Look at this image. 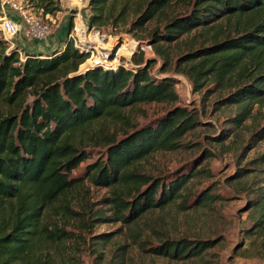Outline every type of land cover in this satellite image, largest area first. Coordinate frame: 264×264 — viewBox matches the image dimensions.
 Wrapping results in <instances>:
<instances>
[{
  "label": "trees",
  "instance_id": "obj_1",
  "mask_svg": "<svg viewBox=\"0 0 264 264\" xmlns=\"http://www.w3.org/2000/svg\"><path fill=\"white\" fill-rule=\"evenodd\" d=\"M31 1L45 15L62 11L56 0ZM173 1L90 0L89 23L104 32L106 28L118 30L132 17V27L143 28ZM189 2L190 12L169 20L163 33L156 31L150 42L171 44L185 33L227 22L229 30L222 37L182 56L178 64L187 65L182 72L196 89L208 79L235 77L238 86L223 105H241L242 112L234 120L241 125L251 105L264 101V0ZM8 44L0 40V264H54L44 247L63 245L68 237L64 229L50 226L48 217L79 187L83 179L72 173L89 159L88 152L71 141L72 134L104 118L121 119L125 109L138 105L176 103L177 83L170 77L153 78L150 69L155 61L143 56L132 59L136 68L94 67L83 74L80 68L89 56L70 40L51 54L26 53L24 61L16 48L8 52ZM199 124L192 112L175 108L156 123L123 139L109 140L107 160L89 166L88 175L93 184L112 189L111 204L119 221L130 224L180 197L186 177L166 183L133 172L131 167L158 151L179 149L181 139ZM251 164L253 171L264 172V156ZM63 209L72 213L70 206ZM255 209L263 237L264 202ZM212 248V242L181 240L167 242L151 253L187 260Z\"/></svg>",
  "mask_w": 264,
  "mask_h": 264
},
{
  "label": "rangeland",
  "instance_id": "obj_2",
  "mask_svg": "<svg viewBox=\"0 0 264 264\" xmlns=\"http://www.w3.org/2000/svg\"><path fill=\"white\" fill-rule=\"evenodd\" d=\"M9 1L12 0H2L3 4ZM14 1L23 6L29 1L32 13L43 17L36 2ZM56 1L62 10L59 16L70 18L69 33L70 26L74 25L73 10L85 15L87 11L90 17V0ZM3 8L0 5V26L4 19L21 24V19H14L15 13L9 5ZM189 9V0H174L162 15L143 28L134 29V20L130 17V23L121 25L118 30H104L111 47L103 50V54H109V63L119 62V66L134 68L132 59L135 56L154 60L150 69L152 77L173 78L179 101L128 108L122 112L121 119L104 118L72 134L71 141L79 149L86 150L89 159L72 173V177L83 179L79 187L70 191L66 200L59 202L48 217L49 225L64 229L68 237L63 245L44 247V252L54 257V264H264V235L261 236L255 209L259 202H264V172L258 168L259 171H253L254 164H251L264 156V140L261 139L264 136V101L252 104L248 116L237 125L234 120L242 112L241 105H223L238 86L236 78L208 79L196 89L193 80L182 72L187 65L178 64L182 56L222 37L229 30L228 23L219 22L208 29L185 33L171 44L155 46L151 43L156 31L163 33L169 20L185 15ZM59 24L60 20L53 30ZM67 32L58 49L64 48L69 40ZM0 40L9 42L8 52L19 50L23 60L28 52L38 54L29 48L35 40L26 38L24 32L5 39L0 30ZM142 43L152 45L147 57L142 51L137 53ZM88 55L90 58L91 54ZM175 108L192 112L199 126L181 139L179 149L158 151L132 166L131 171L162 178L166 183L184 177L188 182L174 202L125 224L119 221V214L111 204L112 189L93 184L88 167L107 160L109 140L123 139L137 129L156 123ZM195 172L198 173L191 177ZM210 196L212 199H208ZM64 206H70L72 213L65 212ZM181 240L212 242L213 248L200 257L187 260L151 253L167 242Z\"/></svg>",
  "mask_w": 264,
  "mask_h": 264
},
{
  "label": "built area",
  "instance_id": "obj_3",
  "mask_svg": "<svg viewBox=\"0 0 264 264\" xmlns=\"http://www.w3.org/2000/svg\"><path fill=\"white\" fill-rule=\"evenodd\" d=\"M27 2L28 3L25 6H23L22 3H18L14 0L4 4L1 2L0 5L2 9H4L3 6L5 4L9 5L14 13L22 20V22L19 24V22L13 19H4V21L1 23L0 30L2 31L5 39H11L17 34L24 32L25 37L31 41L48 40L50 36V28L49 25L44 22L45 14H43V10V17L39 18L32 13L33 7L31 3L29 1ZM68 37L73 43L74 47L80 53L86 55L89 53L91 54V57H88L86 62L81 66V73L84 74L89 68L94 67H101L104 70H117L120 67L119 62H108L109 54H103V50L111 47L108 37L101 30L91 27L89 21L85 19L81 13H78L75 16L74 25ZM141 51L147 57L152 51V45L145 43L140 44L137 53H141ZM22 61L24 60L22 59ZM124 67L128 68L129 66L127 65ZM134 68L136 67L134 66Z\"/></svg>",
  "mask_w": 264,
  "mask_h": 264
},
{
  "label": "crops",
  "instance_id": "obj_4",
  "mask_svg": "<svg viewBox=\"0 0 264 264\" xmlns=\"http://www.w3.org/2000/svg\"><path fill=\"white\" fill-rule=\"evenodd\" d=\"M0 1L2 2V0ZM59 14L56 16L45 15L44 20L48 21L47 24L49 25L50 28V36L46 41L35 40V43L30 44L29 48L35 49L38 52V54H49L57 50L60 47V45L63 44L62 37L66 31H68L67 35L69 36L68 27H69L70 18L69 19L67 17L61 18ZM81 14L85 19L86 18L88 19L89 16L87 14V11H86V15L83 13ZM13 17L14 19L17 20L20 19L16 14H14ZM58 20H60V24L57 26L56 29L53 30L54 25L57 24Z\"/></svg>",
  "mask_w": 264,
  "mask_h": 264
},
{
  "label": "water",
  "instance_id": "obj_5",
  "mask_svg": "<svg viewBox=\"0 0 264 264\" xmlns=\"http://www.w3.org/2000/svg\"><path fill=\"white\" fill-rule=\"evenodd\" d=\"M78 13H79L78 10H73V11L71 12V17L74 18Z\"/></svg>",
  "mask_w": 264,
  "mask_h": 264
}]
</instances>
